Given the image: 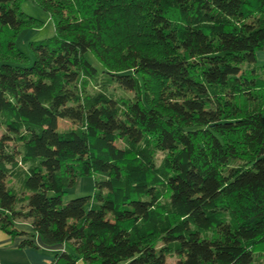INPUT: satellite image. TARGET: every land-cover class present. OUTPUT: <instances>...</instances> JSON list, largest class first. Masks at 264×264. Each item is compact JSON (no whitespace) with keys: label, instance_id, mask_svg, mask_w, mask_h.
Returning a JSON list of instances; mask_svg holds the SVG:
<instances>
[{"label":"trees","instance_id":"1","mask_svg":"<svg viewBox=\"0 0 264 264\" xmlns=\"http://www.w3.org/2000/svg\"><path fill=\"white\" fill-rule=\"evenodd\" d=\"M23 1L0 0V230L65 245L52 264H264V0H33L32 58Z\"/></svg>","mask_w":264,"mask_h":264},{"label":"rangeland","instance_id":"2","mask_svg":"<svg viewBox=\"0 0 264 264\" xmlns=\"http://www.w3.org/2000/svg\"><path fill=\"white\" fill-rule=\"evenodd\" d=\"M20 9L27 15L37 19L41 25L36 28H24L15 38L16 47L22 51L29 58H32V52L29 47L30 42L40 41L48 38L54 33V20L50 15L38 7L33 0H24L20 4ZM89 61L94 65H98L95 59L90 54L87 55ZM162 156L161 152L157 153V157ZM94 190V174L78 177L72 187L68 188L66 193L62 196V202L66 203L72 198L78 196L91 195ZM18 222H22L19 220ZM66 250H69L68 248ZM175 257L167 256L165 264H174Z\"/></svg>","mask_w":264,"mask_h":264},{"label":"crops","instance_id":"3","mask_svg":"<svg viewBox=\"0 0 264 264\" xmlns=\"http://www.w3.org/2000/svg\"><path fill=\"white\" fill-rule=\"evenodd\" d=\"M255 59L258 64H264V47L256 51ZM19 231L33 233L28 222H15ZM24 237H12L0 230V264H52L54 255L66 250L65 245H44L38 235H34L33 243L36 247L20 246L19 243ZM77 264H82L78 261Z\"/></svg>","mask_w":264,"mask_h":264}]
</instances>
